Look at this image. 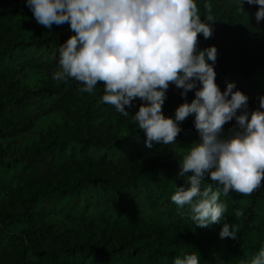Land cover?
<instances>
[{"label": "trees", "instance_id": "16d2710c", "mask_svg": "<svg viewBox=\"0 0 264 264\" xmlns=\"http://www.w3.org/2000/svg\"><path fill=\"white\" fill-rule=\"evenodd\" d=\"M241 2L196 0L203 22L245 45L217 58L214 70L221 92L234 83L251 112L264 96V21L255 19L257 5L244 2L242 10ZM74 34L67 24L39 25L26 0H0V264H173L192 253L201 264L250 260L264 247V182L251 195L221 193L220 223L196 227L188 206L171 201L187 186L190 174L179 176L186 154L150 159L159 144L149 149L137 123L104 102H81L79 82L52 79L58 48ZM194 92L167 94L165 117L174 119ZM194 119L180 124L183 147L199 140ZM141 160L149 163L135 169ZM209 185L217 188L210 178L201 182ZM224 223L235 240L220 239Z\"/></svg>", "mask_w": 264, "mask_h": 264}, {"label": "clouds", "instance_id": "9594fccd", "mask_svg": "<svg viewBox=\"0 0 264 264\" xmlns=\"http://www.w3.org/2000/svg\"><path fill=\"white\" fill-rule=\"evenodd\" d=\"M257 5L255 19L264 21V0H242ZM36 22L45 28L70 25L75 33L59 46L56 81L71 78L92 94L103 83L102 101L124 117L133 101L142 103L134 120L145 134L146 146L174 144L180 124L194 115L199 140L191 144L180 164L187 186L176 187L171 201L188 206L196 227L220 223L226 204L221 193L251 195L264 182V96L259 108L248 111L249 97L229 83L221 92L214 65L217 48L198 49V34L209 39L213 30L201 19L196 0H26ZM213 21L212 6L203 5ZM243 10V9H242ZM211 61V63H209ZM173 84L191 103H182L175 118L165 117L166 92ZM199 85V87H197ZM238 112L240 114H238ZM235 120L225 134L224 126ZM210 178L213 184L201 187ZM237 215L239 213L237 212ZM224 223L219 237L236 239ZM173 264H201L197 253L177 257ZM240 264H264V247Z\"/></svg>", "mask_w": 264, "mask_h": 264}, {"label": "rangeland", "instance_id": "374dc122", "mask_svg": "<svg viewBox=\"0 0 264 264\" xmlns=\"http://www.w3.org/2000/svg\"><path fill=\"white\" fill-rule=\"evenodd\" d=\"M203 1V0H201ZM67 24V23H65ZM69 25V24H67ZM260 28H262V33L259 35V37H262L264 39V22L262 23V25L260 26ZM201 49H205L211 46H215L217 48V58H232V56H234L236 53H239L240 51L244 50V44L241 42V39H236V40H228L223 36V33L220 32V30H216L213 31L212 36L209 39H202L201 40ZM180 93V90L178 88H176L175 85L170 84L169 88L166 92V95H173V94H178ZM104 94V89H103V83L102 82H98V85L96 86V88L94 89V92L92 94H88V93H83L82 92V96L80 97L81 102H85V104L89 103L94 105L95 107H98L100 105V102L103 103L102 101V96ZM141 101L139 99L133 101V107L131 108H127L126 111L129 112V116L128 119L131 122H135L134 120V115L135 113L139 110V106L141 105ZM94 108V107H93ZM187 147H183L178 143H174V144H168V145H163V144H159L157 147V150H155L154 154L151 156L150 159H154L157 158L158 156L164 155H171V154H187ZM149 161L147 160H141L138 161L135 165L134 168L137 169L143 165L148 164ZM104 168H106L105 166H99L96 168V171L99 172L101 170H103ZM156 233H161L160 229H156L155 230Z\"/></svg>", "mask_w": 264, "mask_h": 264}]
</instances>
